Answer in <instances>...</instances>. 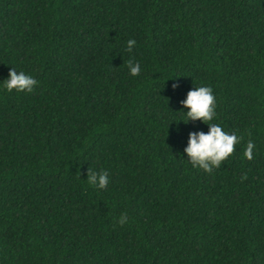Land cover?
Listing matches in <instances>:
<instances>
[{
    "label": "trees",
    "instance_id": "obj_1",
    "mask_svg": "<svg viewBox=\"0 0 264 264\" xmlns=\"http://www.w3.org/2000/svg\"><path fill=\"white\" fill-rule=\"evenodd\" d=\"M0 264H264V0H0Z\"/></svg>",
    "mask_w": 264,
    "mask_h": 264
}]
</instances>
